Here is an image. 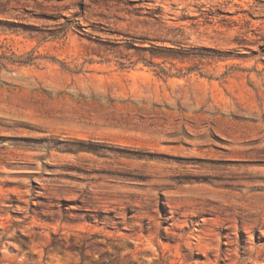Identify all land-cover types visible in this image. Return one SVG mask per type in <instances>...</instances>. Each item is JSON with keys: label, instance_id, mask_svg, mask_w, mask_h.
<instances>
[{"label": "rangeland", "instance_id": "1", "mask_svg": "<svg viewBox=\"0 0 264 264\" xmlns=\"http://www.w3.org/2000/svg\"><path fill=\"white\" fill-rule=\"evenodd\" d=\"M0 264H264V0H0Z\"/></svg>", "mask_w": 264, "mask_h": 264}, {"label": "trees", "instance_id": "2", "mask_svg": "<svg viewBox=\"0 0 264 264\" xmlns=\"http://www.w3.org/2000/svg\"><path fill=\"white\" fill-rule=\"evenodd\" d=\"M55 242V241H54Z\"/></svg>", "mask_w": 264, "mask_h": 264}]
</instances>
